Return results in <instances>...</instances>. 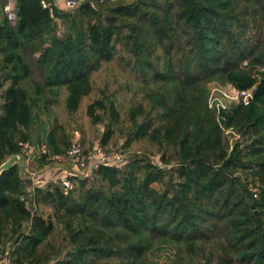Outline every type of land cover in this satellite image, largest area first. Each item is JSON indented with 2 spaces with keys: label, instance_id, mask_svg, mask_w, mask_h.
Listing matches in <instances>:
<instances>
[{
  "label": "trees",
  "instance_id": "trees-1",
  "mask_svg": "<svg viewBox=\"0 0 264 264\" xmlns=\"http://www.w3.org/2000/svg\"><path fill=\"white\" fill-rule=\"evenodd\" d=\"M15 1V20L5 12L0 20V89L9 83L1 94L0 164L32 138L44 94L65 87L66 107L75 111L91 91V73L119 45L159 83L149 113L132 111L127 142L146 137L172 148L177 166L168 169L176 179L165 181L167 171L143 159L124 172L99 166L92 172L98 187L82 189L79 179L68 192L52 182L29 191L17 166L3 170L0 256L12 264H144L164 244L175 248L176 264H264V0H105L99 7L85 0L73 11L51 1L63 36L40 0ZM158 56L162 69L152 68ZM219 75L250 91L246 104L221 113L224 128L249 134L250 143L230 144L207 106L205 83ZM98 110L110 114L107 139L118 113L96 99L86 109L94 123L103 122ZM45 143L52 153L68 148L52 133ZM238 170L253 172L256 197ZM41 202L52 205L64 233L55 241L54 222L36 210Z\"/></svg>",
  "mask_w": 264,
  "mask_h": 264
},
{
  "label": "rangeland",
  "instance_id": "rangeland-1",
  "mask_svg": "<svg viewBox=\"0 0 264 264\" xmlns=\"http://www.w3.org/2000/svg\"><path fill=\"white\" fill-rule=\"evenodd\" d=\"M46 1L51 2L52 0ZM115 1L117 0H109V2ZM118 1L125 3L131 0ZM104 2L105 0H92V4L95 7H99V5ZM55 6L66 10L63 8V5L61 7L59 5ZM3 12L4 6L0 5V20ZM61 23L63 26V33L60 36H63L65 27L63 22ZM158 58H150L152 68L162 69L164 64L163 56H158ZM1 59L2 55H0V61ZM134 60L135 58L130 52L118 45L115 56L108 62H102L101 66L91 73V91L88 95L81 98L78 108L75 111H70L66 107L68 92L65 87H59L54 92H46L43 101L35 111L36 119L33 124L32 138L24 142H29L36 146L41 142H47L48 134L52 133L61 146H64L66 143V147H69L72 144L78 143L87 151H92L93 148L97 146L106 152L113 150L121 153L123 156L121 162L112 166L122 172H124L127 166L134 160L143 159L152 162L157 168L167 171L163 181L170 175L175 178V174L168 170L177 166L176 152L174 149L160 148L155 142L148 140L146 137L132 139L127 142L132 129V120L130 118L132 111H135V109L140 106L141 109L146 112L145 114H148L151 108L149 95L159 87V83L155 81L152 76V70L138 67ZM8 84V82H5L0 89V104L2 100V90L8 86ZM205 89L207 106L215 113L222 128H224L225 125V118L221 113L231 110L240 102L246 104L250 94V91L238 92L220 75L206 81ZM96 99H101L107 104H110V102L113 103L114 110L118 113V121L114 123L113 130L109 133L110 135L107 139H104V124L109 121L110 114L107 113V111L101 112L98 110L97 112L101 114L103 122L94 123L86 112L88 104L94 102ZM153 113L154 111H152L151 115H153ZM144 116V114H138L136 116L137 122H141ZM157 121V118H153L154 125L157 124ZM224 135L230 144H233L235 141H240L245 145L250 143L252 139L249 134H243L236 129L232 130L230 128H224ZM14 154L21 156V160H18L19 162L21 161L19 163L20 166L18 164H15V166H17L19 174L24 180H29V172L41 175L44 171L43 169L46 167V162L35 150L32 151L31 155L27 156L25 151L20 147L19 151ZM9 156H7L4 161L7 160ZM236 174L247 183L249 190L253 193V197H255L254 193L258 192L257 188L260 184L253 172L238 170ZM83 180H85V185L82 189L92 186L98 187L101 183L93 173H90L87 178L84 177ZM163 183L164 182H155L152 186L161 187ZM32 188L34 189L36 187H33L32 184L26 185V189L29 191H31ZM80 191H77L74 195H78ZM28 206L31 210L33 209L32 204H28ZM35 207L38 213L42 214L45 218L52 219L54 222V241L55 237L64 236V233L60 230L61 225L56 223L55 212L52 205L41 202L35 205ZM255 211L258 213L257 210ZM174 250L175 248L170 245L163 244L160 246H153L151 253L146 256L144 264H176ZM111 263L115 264L113 261ZM43 264H54V260L51 259ZM96 264H105V261L101 263L97 262Z\"/></svg>",
  "mask_w": 264,
  "mask_h": 264
},
{
  "label": "built area",
  "instance_id": "built-area-1",
  "mask_svg": "<svg viewBox=\"0 0 264 264\" xmlns=\"http://www.w3.org/2000/svg\"><path fill=\"white\" fill-rule=\"evenodd\" d=\"M84 1L63 0V8L67 11H73ZM40 2L44 8L48 9L56 24V35L60 36L63 33V26L61 20L53 14L52 4L46 0H40ZM4 12L9 20H14L16 16L15 0H7L4 5ZM19 146L25 151L27 156L31 155L32 151L35 150L46 162V167L41 175L29 172L28 177L33 187H44L47 183L52 182L59 185L65 192L73 190L77 180L87 177L90 173L97 170L99 166H112L121 162L123 157L119 152L113 150L106 152L97 146L92 151H87L78 143L72 144L63 153H52L44 142L36 146L29 142H19ZM256 195L254 193L255 197ZM0 264H11L10 256L8 254L1 255Z\"/></svg>",
  "mask_w": 264,
  "mask_h": 264
},
{
  "label": "water",
  "instance_id": "water-1",
  "mask_svg": "<svg viewBox=\"0 0 264 264\" xmlns=\"http://www.w3.org/2000/svg\"><path fill=\"white\" fill-rule=\"evenodd\" d=\"M18 160H21V156L20 155H17V154H12V155H10L8 158H7V160H5L4 162H2L1 164H0V173L3 171V170H5V169H7V168H9V167H11V166H13V165H15V164H18L19 166H20V162L18 161ZM255 214H257V212L255 211Z\"/></svg>",
  "mask_w": 264,
  "mask_h": 264
},
{
  "label": "crops",
  "instance_id": "crops-1",
  "mask_svg": "<svg viewBox=\"0 0 264 264\" xmlns=\"http://www.w3.org/2000/svg\"><path fill=\"white\" fill-rule=\"evenodd\" d=\"M52 2L56 5H59L60 7L63 5V0H52ZM28 184H32V182L30 180H28ZM33 189V188H32ZM31 189V190H32Z\"/></svg>",
  "mask_w": 264,
  "mask_h": 264
}]
</instances>
